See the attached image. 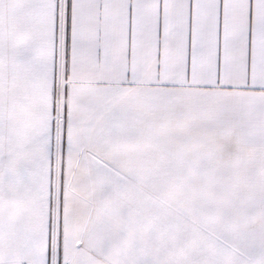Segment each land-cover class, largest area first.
I'll list each match as a JSON object with an SVG mask.
<instances>
[{
    "label": "snow or ice",
    "instance_id": "obj_1",
    "mask_svg": "<svg viewBox=\"0 0 264 264\" xmlns=\"http://www.w3.org/2000/svg\"><path fill=\"white\" fill-rule=\"evenodd\" d=\"M0 264H264V0H0Z\"/></svg>",
    "mask_w": 264,
    "mask_h": 264
}]
</instances>
